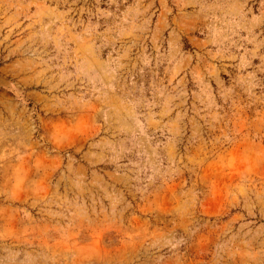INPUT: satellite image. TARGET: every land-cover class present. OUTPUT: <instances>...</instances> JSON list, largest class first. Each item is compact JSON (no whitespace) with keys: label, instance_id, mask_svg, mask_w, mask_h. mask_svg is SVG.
I'll list each match as a JSON object with an SVG mask.
<instances>
[{"label":"rangeland","instance_id":"obj_1","mask_svg":"<svg viewBox=\"0 0 264 264\" xmlns=\"http://www.w3.org/2000/svg\"><path fill=\"white\" fill-rule=\"evenodd\" d=\"M0 264H264V0H0Z\"/></svg>","mask_w":264,"mask_h":264}]
</instances>
